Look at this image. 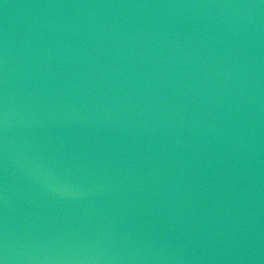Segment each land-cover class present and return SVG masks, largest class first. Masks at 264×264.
Segmentation results:
<instances>
[{"label":"water","instance_id":"obj_1","mask_svg":"<svg viewBox=\"0 0 264 264\" xmlns=\"http://www.w3.org/2000/svg\"><path fill=\"white\" fill-rule=\"evenodd\" d=\"M0 264H264V0H0Z\"/></svg>","mask_w":264,"mask_h":264}]
</instances>
